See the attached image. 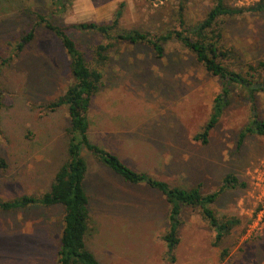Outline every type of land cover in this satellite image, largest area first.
Segmentation results:
<instances>
[{"label":"rangeland","instance_id":"obj_1","mask_svg":"<svg viewBox=\"0 0 264 264\" xmlns=\"http://www.w3.org/2000/svg\"><path fill=\"white\" fill-rule=\"evenodd\" d=\"M247 7L258 0H226ZM123 4L122 7L120 4ZM215 0H71L55 13L49 0H0V197L40 194L49 189L66 160L69 135L65 106L45 104L61 95L73 79L60 41L36 14L62 24L88 60V46L109 42L72 24L110 23L122 10L118 28L151 36L198 25ZM33 37L21 51L22 34ZM213 31L227 54L221 60L264 87V11L219 17ZM99 67L103 78L87 111L90 140L117 155L133 169L171 185L215 191L226 175L236 177L212 207L218 218L236 223L219 244L198 208L184 206L179 242L170 261L162 235L167 204L162 194L123 181L85 147L80 153L88 172L87 247L104 264H264V136L239 132L252 119L264 121V88L251 101L247 90L232 87L229 103L206 143L194 140L207 122L222 80L205 70L179 40L163 43L157 56L146 43L116 42ZM252 66L254 69H251ZM61 205L0 210V264H55ZM226 255L221 258V251Z\"/></svg>","mask_w":264,"mask_h":264},{"label":"trees","instance_id":"obj_2","mask_svg":"<svg viewBox=\"0 0 264 264\" xmlns=\"http://www.w3.org/2000/svg\"><path fill=\"white\" fill-rule=\"evenodd\" d=\"M71 0H49L55 7V13H62ZM122 3L120 6L122 7ZM264 11V0H258L247 7L233 6L226 0H215L214 5L206 13V17L198 25L190 28L191 34L186 29L169 30L161 35L151 36L149 32L137 29L120 30L119 18L122 10L118 8L110 23H97L85 21L72 24L76 30L93 31L109 42L88 46L93 50V58L88 60L85 52L78 46L77 41L67 32L64 25L54 23L50 18L37 13V25H43L50 30L60 41L69 59V69L72 83L55 100L45 104V108L54 111L60 106H65L68 112L69 135L66 147V160L56 170L49 189L40 194H23L11 199L0 197V210L11 211L25 209L33 206L61 205L63 214L60 225V235L55 264H104L99 261L94 253L87 247L85 236L88 227V195L84 186L87 164L80 151L85 147L95 159L111 170L123 181L133 185H143L162 194L167 204V229L162 235L166 245V253L170 261L174 260L173 251L179 242L178 229L181 222V212L184 206L196 207L202 217L208 222L215 232L214 244H219L229 233L236 220H222L217 217L212 204L219 194L227 187L237 185L236 177L226 175L222 184L213 192L201 193L198 187H184L171 185L144 171L133 169L127 165L116 153L93 143L89 138V121L87 111L91 97L97 93L102 82L103 72L95 64L102 66L108 60L107 50L113 46L110 42L146 43L152 47L157 56L163 53V43L171 38L179 40L191 50L198 62L206 71L222 80L220 91L215 95L210 116L202 130L194 134L193 139L206 143L209 132L218 122L224 108L229 103L232 87L238 86L247 90L251 101L254 102V93L263 89V85L253 82L242 72L230 69L221 57L226 56L217 43L221 34L213 31L216 20L221 16H236L244 12ZM33 37L31 29L22 34L15 45L21 51ZM254 69L252 66H249ZM256 68L264 72V61H259ZM1 107V91H0ZM246 134L264 136V121L252 119L240 132V143ZM7 161L0 156V168L5 169ZM227 251H221V258Z\"/></svg>","mask_w":264,"mask_h":264},{"label":"crops","instance_id":"obj_3","mask_svg":"<svg viewBox=\"0 0 264 264\" xmlns=\"http://www.w3.org/2000/svg\"><path fill=\"white\" fill-rule=\"evenodd\" d=\"M87 172H88V168H87V171H86V174H85V178H86Z\"/></svg>","mask_w":264,"mask_h":264}]
</instances>
